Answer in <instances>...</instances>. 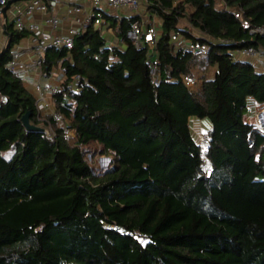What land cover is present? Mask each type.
I'll use <instances>...</instances> for the list:
<instances>
[{"label":"trees","instance_id":"1","mask_svg":"<svg viewBox=\"0 0 264 264\" xmlns=\"http://www.w3.org/2000/svg\"><path fill=\"white\" fill-rule=\"evenodd\" d=\"M142 1L163 30L155 72L150 45L139 49L126 35L139 14L103 11L102 25L91 23L72 48L43 56V76L54 67L65 76L52 97L75 129L72 142L54 121V139L25 127L28 111L45 124L35 94L7 66L29 32L7 22L0 264H264V131L245 119L251 102L264 103V70L235 56L264 49V33L242 24L264 26V0ZM103 25L122 44H109ZM174 31L206 43L207 53L174 42ZM197 71L201 86L193 89L183 75ZM192 118L209 120L206 144ZM97 152L112 157L108 166L88 160Z\"/></svg>","mask_w":264,"mask_h":264},{"label":"built area","instance_id":"2","mask_svg":"<svg viewBox=\"0 0 264 264\" xmlns=\"http://www.w3.org/2000/svg\"><path fill=\"white\" fill-rule=\"evenodd\" d=\"M9 0H0V17L3 16V7ZM92 7L86 12L81 6H76L72 11L74 13L73 24H71L66 32H59L61 27V19L59 14L56 13L55 6L57 0H28L22 7H18L17 15L14 20V27L17 30H27L29 32L31 40V48L33 51V57L29 61L22 59L23 49L17 44L12 48V57L7 62V66L18 71L21 75L23 72L29 71L32 68H37L40 72V76L34 83V94L36 96V106L38 111V118L45 124L44 130L46 135L50 139H54L57 135L54 123H60L63 126V136L67 140H74L76 137L75 129L65 125L62 114L57 111L49 112L53 106L48 100L49 95L55 91H62L63 77H57L56 82L50 78V76H43L42 62L45 52L51 47H68L72 48L75 43V37L79 34L85 33L91 23L102 24L103 22V5L106 4L109 7H121L129 6L135 11H139L142 7V0H89ZM48 13L45 18L46 22L52 26L51 29H45L43 25L33 19L35 13ZM237 17L241 18L240 13H236ZM130 27L127 30V37L134 42V44L140 49L145 43L150 45L149 56L154 61L152 72L156 71L158 53L156 50V41L163 30L158 28L154 23L150 21L148 17L140 16L136 19H131ZM7 24V23H6ZM5 24V25H6ZM244 28L251 29V32L264 33V26H252L251 23L242 19ZM172 40L174 42L182 44H188V46L199 54H206L208 45L200 41H189L179 31L172 32ZM8 41L6 42L7 45ZM6 47V46H5ZM4 47V48H5ZM235 56L237 58H256L255 64L264 70V49L259 50L254 46H247L240 48L236 51ZM64 76V75H63ZM183 80L188 87L195 86L197 80L194 76L185 74ZM81 76L78 74L73 80V88L76 91H80ZM259 109L253 115V129L264 131V103H257ZM56 108V107H54ZM56 110V109H55ZM50 115V116H49ZM49 116V117H43ZM209 141V137L200 139V142L206 144ZM210 174L208 170L207 175Z\"/></svg>","mask_w":264,"mask_h":264},{"label":"crops","instance_id":"3","mask_svg":"<svg viewBox=\"0 0 264 264\" xmlns=\"http://www.w3.org/2000/svg\"><path fill=\"white\" fill-rule=\"evenodd\" d=\"M27 1L28 0H18L16 2L12 3L11 6L7 9L6 15L3 14V16L0 17V34L2 33L4 35V37H5L4 43L5 44L8 41V34L6 32V29H5V26H6L5 24L7 22H11V21L14 22L15 17L17 15L18 7H22L24 4L27 3ZM76 6H81L83 8V10L86 12L87 10H89L92 7V4L89 0H57V5L55 6V9H56L55 11L57 14H59V17L61 19V27L58 29L59 32H66V29L71 24H73L74 13L72 10ZM103 9H104V11L117 16L118 18H122L125 16V15L119 16L117 14H114L113 11L111 10V8L106 4L103 5ZM47 14H48L47 12L46 13L37 12L34 14L33 19L36 20L37 22L41 23L45 29H51L52 30V26H50L45 21ZM134 14H139V17L140 16L148 17L151 22H153L158 28H160L161 20L156 15H150L148 13L145 3L141 7V9L139 11H135ZM126 17H128V16H126ZM101 25L102 24H100V25L98 24V26H101ZM107 34H108V36L106 38H107L109 44L120 43V42H118V39L116 38L114 30L112 27L107 28ZM120 44H122V43H120ZM18 45L23 49L22 59L25 61H29L33 57V51H32V49H30L31 48L30 36L22 38L19 41ZM246 59L251 60V58H246ZM252 62L255 63V59L253 57H252ZM63 75L64 74L60 68L54 67L52 70V74L50 75V78L56 82L57 77L58 78L59 77L65 78V76H63ZM39 76H40V72L37 68H32L29 71L22 73V78H23V82H24L25 86L33 93H34V83L36 82V80L38 79ZM48 100L51 104L54 105V107H56V105L53 101L52 94L49 95ZM253 118L254 117L252 114L250 115V112L248 114H246V116H245V119L251 123L253 121ZM192 119H196V118H192ZM204 124L208 128L207 136L210 137V128L206 123H204Z\"/></svg>","mask_w":264,"mask_h":264},{"label":"rangeland","instance_id":"4","mask_svg":"<svg viewBox=\"0 0 264 264\" xmlns=\"http://www.w3.org/2000/svg\"><path fill=\"white\" fill-rule=\"evenodd\" d=\"M144 5L143 1H142V6ZM111 10L113 11L114 14H117L119 16H131L135 13V10L131 9L129 6H121V7H110ZM184 23V21H182ZM103 33L105 34V36L107 37V27L106 25L103 26ZM4 35L1 33L0 34V52L4 49V47L6 46V44L4 43L5 39H4ZM255 60H257L256 58H254ZM262 59H264V56L262 57ZM252 61V58H251ZM59 68V67H56ZM42 74V73H41ZM195 78L197 80L195 86L191 87L193 89H199L201 86V81L199 80V76H200V72H196L195 74ZM65 79V78H64ZM53 106V109L49 110V112H53V111H57L55 110L56 108H54V105L51 104ZM250 115H254L255 112L259 109L257 103L255 102H251L250 103ZM50 116V115H49ZM49 116H43V117H49ZM254 119V118H253ZM200 120V121H199ZM263 120H264V115H263ZM202 121V122H201ZM42 122V121H41ZM191 128L193 130V133L195 134V136L198 138V140L200 141L201 138L204 137H209L207 136L208 133V128L207 126L204 124L206 123L208 126L210 125V122L207 118H203V119H191ZM204 122V123H203ZM253 122V121H252ZM44 125V123L42 122V126ZM61 126L60 123L55 124V126ZM74 140H71V142ZM87 158L88 160L98 169H101L103 167H106L110 164L111 162V156H106V155H102L100 153H88L87 154Z\"/></svg>","mask_w":264,"mask_h":264},{"label":"water","instance_id":"5","mask_svg":"<svg viewBox=\"0 0 264 264\" xmlns=\"http://www.w3.org/2000/svg\"><path fill=\"white\" fill-rule=\"evenodd\" d=\"M18 0H9L8 3L3 7V14L6 15V11L7 9L11 6L12 3L16 2ZM6 32H7V27L5 26ZM4 50H2L0 52V54L3 52ZM22 121L25 125V127L28 130H40V131H44V128L41 126H38L34 123L31 122V118H30V112L28 111L27 113H25L22 117Z\"/></svg>","mask_w":264,"mask_h":264}]
</instances>
